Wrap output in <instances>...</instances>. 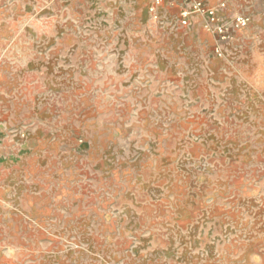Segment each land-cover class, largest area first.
<instances>
[{
    "label": "rangeland",
    "instance_id": "374dc122",
    "mask_svg": "<svg viewBox=\"0 0 264 264\" xmlns=\"http://www.w3.org/2000/svg\"><path fill=\"white\" fill-rule=\"evenodd\" d=\"M150 4L0 0V264H264V0Z\"/></svg>",
    "mask_w": 264,
    "mask_h": 264
},
{
    "label": "built area",
    "instance_id": "2783aa9c",
    "mask_svg": "<svg viewBox=\"0 0 264 264\" xmlns=\"http://www.w3.org/2000/svg\"><path fill=\"white\" fill-rule=\"evenodd\" d=\"M164 0H151L150 11L154 14V16L158 15L159 7L163 4ZM184 3L190 6L192 11L198 12L199 14L206 16L208 22L211 24H215L219 33L222 34V37H226V31L223 24L218 20L217 10L211 6H209L205 0H183ZM224 5V3H221ZM249 21L248 16L244 14H237L235 16L234 22L236 27H245ZM218 53L222 52L220 47L216 48Z\"/></svg>",
    "mask_w": 264,
    "mask_h": 264
},
{
    "label": "crops",
    "instance_id": "0c3cea01",
    "mask_svg": "<svg viewBox=\"0 0 264 264\" xmlns=\"http://www.w3.org/2000/svg\"><path fill=\"white\" fill-rule=\"evenodd\" d=\"M207 1V3L209 4V5H211L212 4V2L214 1V0H206ZM1 98L2 97H0V107H1ZM0 114H2V113H0ZM8 173L10 174V176H8L6 173H5V175H3L2 177H0V187H2V189H7V183L6 182H11V180L12 179H14L16 176L15 175H17L16 173L17 172H15L14 174H11L9 171H8ZM15 181V180H14ZM3 185V186H2Z\"/></svg>",
    "mask_w": 264,
    "mask_h": 264
}]
</instances>
